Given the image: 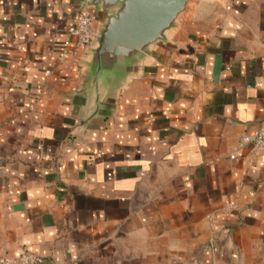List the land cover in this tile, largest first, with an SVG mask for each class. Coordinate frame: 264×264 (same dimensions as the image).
<instances>
[{"label":"crops","instance_id":"0c3cea01","mask_svg":"<svg viewBox=\"0 0 264 264\" xmlns=\"http://www.w3.org/2000/svg\"><path fill=\"white\" fill-rule=\"evenodd\" d=\"M88 2L0 0V255L264 264V0H192L99 88Z\"/></svg>","mask_w":264,"mask_h":264},{"label":"water","instance_id":"95a60500","mask_svg":"<svg viewBox=\"0 0 264 264\" xmlns=\"http://www.w3.org/2000/svg\"><path fill=\"white\" fill-rule=\"evenodd\" d=\"M192 0H89L104 11L88 62L89 80L99 88L109 74L168 41L169 32L188 11Z\"/></svg>","mask_w":264,"mask_h":264},{"label":"built area","instance_id":"2783aa9c","mask_svg":"<svg viewBox=\"0 0 264 264\" xmlns=\"http://www.w3.org/2000/svg\"><path fill=\"white\" fill-rule=\"evenodd\" d=\"M97 15L91 8H83L69 27V34L75 39L74 50L77 51L90 45L96 34ZM70 44L65 41V46ZM246 144H252L254 150L259 153L264 150V124L253 134L241 136L235 151ZM45 259L35 253L24 251L19 255H0V264H43Z\"/></svg>","mask_w":264,"mask_h":264}]
</instances>
